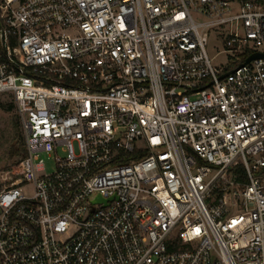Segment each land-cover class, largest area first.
I'll return each mask as SVG.
<instances>
[{
    "label": "built area",
    "instance_id": "2783aa9c",
    "mask_svg": "<svg viewBox=\"0 0 264 264\" xmlns=\"http://www.w3.org/2000/svg\"><path fill=\"white\" fill-rule=\"evenodd\" d=\"M254 53L264 0H0L25 144L1 174L0 264H264Z\"/></svg>",
    "mask_w": 264,
    "mask_h": 264
},
{
    "label": "rangeland",
    "instance_id": "374dc122",
    "mask_svg": "<svg viewBox=\"0 0 264 264\" xmlns=\"http://www.w3.org/2000/svg\"><path fill=\"white\" fill-rule=\"evenodd\" d=\"M195 17L204 20V17L199 14H196ZM209 32L207 51L213 64L216 66L235 64L230 61V57L225 51V44L218 36V31L210 29ZM22 138H24V132L16 103L10 93H2L0 94V188L3 184L1 174L16 170V165L22 155L21 150L25 152V144L22 145ZM13 147L14 151L12 150ZM43 158L45 161L43 173H52L55 169L53 160L47 155H43Z\"/></svg>",
    "mask_w": 264,
    "mask_h": 264
},
{
    "label": "water",
    "instance_id": "95a60500",
    "mask_svg": "<svg viewBox=\"0 0 264 264\" xmlns=\"http://www.w3.org/2000/svg\"><path fill=\"white\" fill-rule=\"evenodd\" d=\"M264 54L261 53H254L253 55H251L249 58L246 59L245 63H248L249 61L255 59V58H259V57H263ZM95 201H101V197L98 196Z\"/></svg>",
    "mask_w": 264,
    "mask_h": 264
},
{
    "label": "trees",
    "instance_id": "16d2710c",
    "mask_svg": "<svg viewBox=\"0 0 264 264\" xmlns=\"http://www.w3.org/2000/svg\"><path fill=\"white\" fill-rule=\"evenodd\" d=\"M23 143H24V138H22V145H23ZM12 150L14 151V147L12 148ZM21 153H22L21 156H23L25 152L23 150H21Z\"/></svg>",
    "mask_w": 264,
    "mask_h": 264
}]
</instances>
